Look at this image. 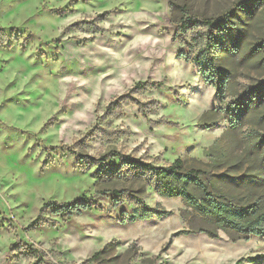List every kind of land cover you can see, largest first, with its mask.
I'll use <instances>...</instances> for the list:
<instances>
[{"label":"rangeland","instance_id":"rangeland-1","mask_svg":"<svg viewBox=\"0 0 264 264\" xmlns=\"http://www.w3.org/2000/svg\"><path fill=\"white\" fill-rule=\"evenodd\" d=\"M127 157L264 199V0H0V264H264V235L209 237ZM139 202L164 214L124 222Z\"/></svg>","mask_w":264,"mask_h":264},{"label":"trees","instance_id":"trees-1","mask_svg":"<svg viewBox=\"0 0 264 264\" xmlns=\"http://www.w3.org/2000/svg\"><path fill=\"white\" fill-rule=\"evenodd\" d=\"M183 23L185 26L187 25V21ZM201 25L212 28L213 30H221L223 33L233 30L228 27L229 21L225 19L204 20L201 22ZM201 53L203 60H208V55L204 52ZM208 66L209 70H212V72L215 71L211 64H208ZM160 86V83H138L130 90V93L154 89ZM127 95H123L114 102H111L107 107V111L119 112V106L126 99ZM139 112L143 117H146L144 110L140 108ZM123 163L129 167L139 165L149 169V174L153 178L154 183H156L159 194L169 198H181L185 205L202 222L210 227V229L200 230L201 232L207 233L209 237L217 238L219 231L236 235L239 238L264 235V199H257L254 202H244L237 197L220 193L214 188L209 177L205 178L202 175L203 173L198 170H185L181 160H176L166 167H152L147 164L141 165L128 157L125 158V162ZM113 193L115 195H121V192ZM139 203L141 210L135 212L133 216L123 214L122 220L124 222L134 223L138 220H146L164 214L163 211L149 208L142 202ZM93 208L94 205L87 198L82 197L71 203H46L40 212L43 213L47 210H53V213L56 215L68 219L75 213L91 211ZM99 256L100 253L98 252L88 262L97 260Z\"/></svg>","mask_w":264,"mask_h":264}]
</instances>
